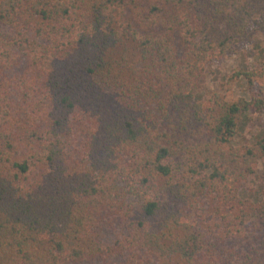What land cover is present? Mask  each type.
Here are the masks:
<instances>
[{"label":"trees","instance_id":"trees-1","mask_svg":"<svg viewBox=\"0 0 264 264\" xmlns=\"http://www.w3.org/2000/svg\"><path fill=\"white\" fill-rule=\"evenodd\" d=\"M255 33L264 0H0V264H264L253 103L202 95Z\"/></svg>","mask_w":264,"mask_h":264},{"label":"rangeland","instance_id":"rangeland-1","mask_svg":"<svg viewBox=\"0 0 264 264\" xmlns=\"http://www.w3.org/2000/svg\"><path fill=\"white\" fill-rule=\"evenodd\" d=\"M225 94L253 103L247 113L240 115L235 133L227 145L256 142L264 133V35L255 33L241 53L206 67L202 80L204 98L218 99ZM263 190L264 157L258 160L255 172L243 183L239 196L242 200L257 203ZM205 213H210L208 206ZM228 243L245 248L251 243V233L238 235Z\"/></svg>","mask_w":264,"mask_h":264}]
</instances>
